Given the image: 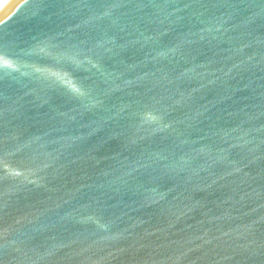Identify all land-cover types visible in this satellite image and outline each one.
Returning <instances> with one entry per match:
<instances>
[{
    "label": "water",
    "instance_id": "obj_1",
    "mask_svg": "<svg viewBox=\"0 0 264 264\" xmlns=\"http://www.w3.org/2000/svg\"><path fill=\"white\" fill-rule=\"evenodd\" d=\"M0 264H264V0H6Z\"/></svg>",
    "mask_w": 264,
    "mask_h": 264
},
{
    "label": "bare ground",
    "instance_id": "obj_2",
    "mask_svg": "<svg viewBox=\"0 0 264 264\" xmlns=\"http://www.w3.org/2000/svg\"><path fill=\"white\" fill-rule=\"evenodd\" d=\"M6 0H0V6L5 2Z\"/></svg>",
    "mask_w": 264,
    "mask_h": 264
}]
</instances>
